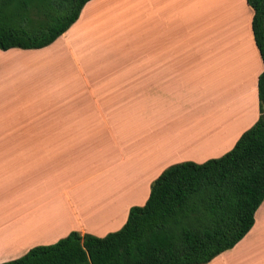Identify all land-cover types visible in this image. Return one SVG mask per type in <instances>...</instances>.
Listing matches in <instances>:
<instances>
[{"label": "crops", "instance_id": "0c3cea01", "mask_svg": "<svg viewBox=\"0 0 264 264\" xmlns=\"http://www.w3.org/2000/svg\"><path fill=\"white\" fill-rule=\"evenodd\" d=\"M245 0H90L41 49L0 50V264L120 230L168 167L229 152L259 118ZM206 264H264V201Z\"/></svg>", "mask_w": 264, "mask_h": 264}, {"label": "trees", "instance_id": "16d2710c", "mask_svg": "<svg viewBox=\"0 0 264 264\" xmlns=\"http://www.w3.org/2000/svg\"><path fill=\"white\" fill-rule=\"evenodd\" d=\"M89 1L0 0V50L49 46ZM245 1L263 72L259 118L234 147L202 164L165 169L120 230L102 238L71 232L3 264H206L243 239L264 201V0Z\"/></svg>", "mask_w": 264, "mask_h": 264}]
</instances>
